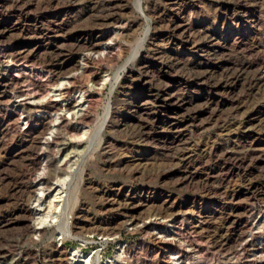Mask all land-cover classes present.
I'll return each mask as SVG.
<instances>
[{"label":"rangeland","instance_id":"1","mask_svg":"<svg viewBox=\"0 0 264 264\" xmlns=\"http://www.w3.org/2000/svg\"><path fill=\"white\" fill-rule=\"evenodd\" d=\"M0 264H264V0H0Z\"/></svg>","mask_w":264,"mask_h":264}]
</instances>
